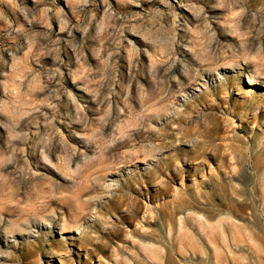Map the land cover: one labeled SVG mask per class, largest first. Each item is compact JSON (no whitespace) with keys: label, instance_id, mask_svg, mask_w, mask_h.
<instances>
[{"label":"clouds","instance_id":"1","mask_svg":"<svg viewBox=\"0 0 264 264\" xmlns=\"http://www.w3.org/2000/svg\"><path fill=\"white\" fill-rule=\"evenodd\" d=\"M0 264H264V0H0Z\"/></svg>","mask_w":264,"mask_h":264}]
</instances>
